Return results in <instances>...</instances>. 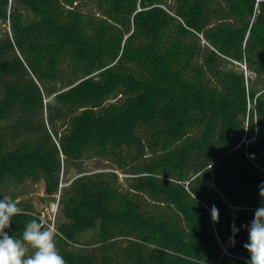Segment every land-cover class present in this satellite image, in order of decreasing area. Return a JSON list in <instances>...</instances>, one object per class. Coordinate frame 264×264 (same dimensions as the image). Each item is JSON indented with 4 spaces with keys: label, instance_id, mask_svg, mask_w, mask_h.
<instances>
[{
    "label": "trees",
    "instance_id": "trees-1",
    "mask_svg": "<svg viewBox=\"0 0 264 264\" xmlns=\"http://www.w3.org/2000/svg\"><path fill=\"white\" fill-rule=\"evenodd\" d=\"M40 182L66 264H247L264 0H0V199L22 209L9 235L44 221L21 198Z\"/></svg>",
    "mask_w": 264,
    "mask_h": 264
},
{
    "label": "clouds",
    "instance_id": "clouds-1",
    "mask_svg": "<svg viewBox=\"0 0 264 264\" xmlns=\"http://www.w3.org/2000/svg\"><path fill=\"white\" fill-rule=\"evenodd\" d=\"M259 196L264 201V182L259 186ZM19 201L11 197L0 199V264H66L57 248L59 235L52 225H45L40 218H34L25 224L20 237L9 235L12 220L22 213ZM211 219L219 222V210L215 205L211 209ZM248 242L243 245L249 253L247 264H264V204L254 212V218L248 226ZM234 236L239 231L232 226Z\"/></svg>",
    "mask_w": 264,
    "mask_h": 264
},
{
    "label": "rangeland",
    "instance_id": "rangeland-1",
    "mask_svg": "<svg viewBox=\"0 0 264 264\" xmlns=\"http://www.w3.org/2000/svg\"><path fill=\"white\" fill-rule=\"evenodd\" d=\"M97 164H100V163L96 162L95 160H86L83 164V167L86 168L87 170H92L96 168ZM99 168L106 170V171L111 170L110 167L107 166V164H103ZM76 173L77 172L75 168L69 167L68 169H66L63 177L64 179L67 177H73L76 175ZM118 174L120 175V177H124V178L127 176L126 174L120 171L118 172ZM44 189H45L44 183L40 182L36 185H33L30 191L24 197H21V198H23V200L32 202L38 211L43 212L44 221L47 223H50L51 225H54V223L56 222L54 225L56 226V224L58 223V217H59L57 201L46 198ZM83 239H90L91 241L92 239L91 233L87 232L84 236H82V240Z\"/></svg>",
    "mask_w": 264,
    "mask_h": 264
},
{
    "label": "built area",
    "instance_id": "built-area-1",
    "mask_svg": "<svg viewBox=\"0 0 264 264\" xmlns=\"http://www.w3.org/2000/svg\"><path fill=\"white\" fill-rule=\"evenodd\" d=\"M53 226V225H52Z\"/></svg>",
    "mask_w": 264,
    "mask_h": 264
}]
</instances>
